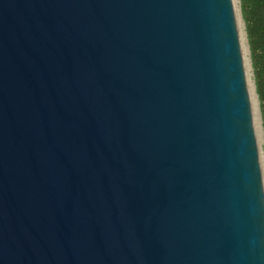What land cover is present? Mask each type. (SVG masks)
Wrapping results in <instances>:
<instances>
[{
	"label": "water",
	"instance_id": "95a60500",
	"mask_svg": "<svg viewBox=\"0 0 264 264\" xmlns=\"http://www.w3.org/2000/svg\"><path fill=\"white\" fill-rule=\"evenodd\" d=\"M0 264H264L233 0H0Z\"/></svg>",
	"mask_w": 264,
	"mask_h": 264
},
{
	"label": "trees",
	"instance_id": "16d2710c",
	"mask_svg": "<svg viewBox=\"0 0 264 264\" xmlns=\"http://www.w3.org/2000/svg\"><path fill=\"white\" fill-rule=\"evenodd\" d=\"M264 131V0H239Z\"/></svg>",
	"mask_w": 264,
	"mask_h": 264
},
{
	"label": "rangeland",
	"instance_id": "374dc122",
	"mask_svg": "<svg viewBox=\"0 0 264 264\" xmlns=\"http://www.w3.org/2000/svg\"><path fill=\"white\" fill-rule=\"evenodd\" d=\"M233 4H234V10L236 14V22L238 26V31L240 33V40L242 42V53L244 57V69L246 72V80L248 82L249 90L251 89L250 94L252 95V99H253L252 106H253V111H254V124L257 129V143H258V150L260 154V163L262 167V176H263V181H264V131L262 127V116H261V111H260V106H259V98H257L256 100V96L254 97L255 93L253 90V86L255 88V83H254L253 65L251 61V54H250L249 46L247 43L245 22L241 15L240 1L233 0Z\"/></svg>",
	"mask_w": 264,
	"mask_h": 264
},
{
	"label": "bare ground",
	"instance_id": "6f19581e",
	"mask_svg": "<svg viewBox=\"0 0 264 264\" xmlns=\"http://www.w3.org/2000/svg\"><path fill=\"white\" fill-rule=\"evenodd\" d=\"M250 91H251V89H250ZM250 97H251V101H252V104H253V99H252V95L250 94ZM254 97H255V95H254ZM257 130V129H256Z\"/></svg>",
	"mask_w": 264,
	"mask_h": 264
}]
</instances>
